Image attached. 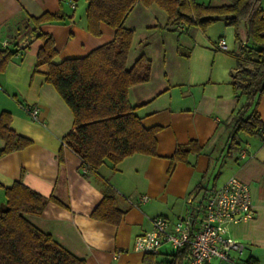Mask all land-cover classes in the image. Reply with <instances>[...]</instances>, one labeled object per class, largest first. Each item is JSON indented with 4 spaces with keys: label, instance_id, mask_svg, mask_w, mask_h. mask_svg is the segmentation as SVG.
Masks as SVG:
<instances>
[{
    "label": "crops",
    "instance_id": "1",
    "mask_svg": "<svg viewBox=\"0 0 264 264\" xmlns=\"http://www.w3.org/2000/svg\"><path fill=\"white\" fill-rule=\"evenodd\" d=\"M261 4L264 9V0ZM86 9V0H0V48L14 51L0 71V113L9 111L10 127L31 141L0 157V206L6 201L5 189L21 181L56 199L41 213L26 214L27 219L84 264H160L173 251L163 247L159 254H145L133 249L134 238L150 230L158 215L171 222L195 219L207 196L236 176L249 186L254 214L226 229L227 236L244 244L242 252L230 251L231 259L213 258L212 263L264 264V134L255 129L229 140L232 121L245 100L231 86L237 72L233 52L239 47L234 26L218 20L205 29L167 28V13L157 4L136 3L125 22L133 30L129 56L135 60L144 54L151 70L146 82L130 87L128 98L144 126H161L156 155L136 153L116 164L105 160L85 175L81 159L63 143L72 129V112L46 81V64L35 67L42 44L38 32L53 37L54 62L85 56L113 38L114 29L104 22L98 35L88 31ZM45 12L60 18L35 25L31 17ZM221 38L224 49L218 46ZM33 104L40 109L37 121L27 110ZM255 109L264 125V92ZM190 139L198 141L201 151L189 154L187 162L173 161L176 145ZM107 185L124 211L117 224L91 216ZM140 196L147 201L138 202Z\"/></svg>",
    "mask_w": 264,
    "mask_h": 264
},
{
    "label": "trees",
    "instance_id": "2",
    "mask_svg": "<svg viewBox=\"0 0 264 264\" xmlns=\"http://www.w3.org/2000/svg\"><path fill=\"white\" fill-rule=\"evenodd\" d=\"M87 29L100 33L99 24L114 29L113 38L92 49L82 57L54 62L57 54L54 39L49 33L38 32L42 44L36 56V69L46 64V81L50 83L72 112V129L63 137V143L80 159L81 168L97 171L105 160L116 164L125 157L139 153L156 155V133L160 125L144 126L130 103V87L146 82L150 77L151 61L140 53L131 65L128 56L133 30L125 26L137 2L144 6L157 4L167 13L165 27L209 24L225 20L234 26L239 44L233 52L237 72L231 86L245 100L234 118L231 140L236 133L252 134L262 128L255 109L257 99L264 92V9L261 0H232L229 3H199L195 0H86ZM59 15L42 13L31 17L38 25L57 20ZM161 28V26H158ZM242 42L244 45L241 46ZM8 47L0 48V71L13 56ZM11 114L0 113V157L28 146L31 141L10 127ZM202 146L196 139L177 144L171 159L187 162L189 154H198ZM86 171L84 174L86 175ZM6 201L0 206V264H84V260L69 252L52 236L32 224L26 214H39L49 200L21 181L5 189ZM124 211L115 203L110 185L103 198L91 212L98 220L117 224ZM186 250L172 255L171 264H183Z\"/></svg>",
    "mask_w": 264,
    "mask_h": 264
},
{
    "label": "built area",
    "instance_id": "3",
    "mask_svg": "<svg viewBox=\"0 0 264 264\" xmlns=\"http://www.w3.org/2000/svg\"><path fill=\"white\" fill-rule=\"evenodd\" d=\"M218 46L226 48L223 38L218 40ZM27 110L33 120H39L38 105H29ZM259 132L264 134L262 128ZM82 171L86 168L82 167ZM145 201L146 196L138 198V202ZM253 214L248 184L231 176L207 196L201 214L195 219L182 217L171 222L162 215L153 217L151 229L134 238L133 249L145 254H159L163 247H169L173 251L170 259L160 264H171V255L183 250H186L183 264H213V258L229 260L230 251L241 253L244 244L225 234L228 224L246 221Z\"/></svg>",
    "mask_w": 264,
    "mask_h": 264
},
{
    "label": "rangeland",
    "instance_id": "4",
    "mask_svg": "<svg viewBox=\"0 0 264 264\" xmlns=\"http://www.w3.org/2000/svg\"><path fill=\"white\" fill-rule=\"evenodd\" d=\"M134 59H133V56L130 54V56H129V59H128V64H130V63H132V61H133ZM231 120H233L232 118H231ZM234 123H235V121H232V127H231V129H230V134L232 133V131H233V129H234ZM239 133V132H238ZM238 133H236V135H234L235 137L238 135ZM232 138H230L229 137V140H231ZM234 141V140H233Z\"/></svg>",
    "mask_w": 264,
    "mask_h": 264
}]
</instances>
